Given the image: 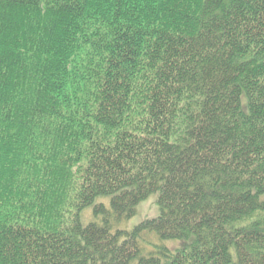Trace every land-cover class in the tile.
<instances>
[{"label": "trees", "instance_id": "trees-1", "mask_svg": "<svg viewBox=\"0 0 264 264\" xmlns=\"http://www.w3.org/2000/svg\"><path fill=\"white\" fill-rule=\"evenodd\" d=\"M0 264H264V0H0Z\"/></svg>", "mask_w": 264, "mask_h": 264}, {"label": "rangeland", "instance_id": "rangeland-1", "mask_svg": "<svg viewBox=\"0 0 264 264\" xmlns=\"http://www.w3.org/2000/svg\"><path fill=\"white\" fill-rule=\"evenodd\" d=\"M156 196H150L146 201L142 202L136 210V215L128 221L122 222L118 224L116 227L122 231H130L134 226L139 224L141 221L145 219H152L158 216L159 210L155 205ZM96 204H103L106 207H109V198L102 197L96 201ZM93 208H86L81 214V224L86 226L90 223L101 224V218L96 217L93 214ZM141 246L144 249L152 250L154 245H164L167 248L171 249L175 248L176 245L180 246L178 241H160L155 235H146L144 239L140 242ZM175 246V247H174Z\"/></svg>", "mask_w": 264, "mask_h": 264}]
</instances>
